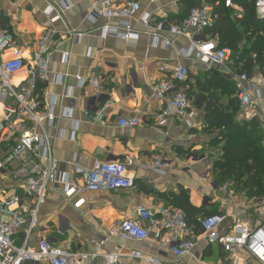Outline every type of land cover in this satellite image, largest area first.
<instances>
[{"label": "crops", "instance_id": "crops-1", "mask_svg": "<svg viewBox=\"0 0 264 264\" xmlns=\"http://www.w3.org/2000/svg\"><path fill=\"white\" fill-rule=\"evenodd\" d=\"M68 1L72 7L62 21L54 25V29L61 33L72 29L81 33L82 37L79 40L57 38L60 44L50 60L46 81L39 87L38 95L45 108L49 100H55L53 112L59 117L54 123L45 124L46 133L53 137L54 157L61 172H68L67 162L73 154H76L78 164L86 168L95 161L123 162L132 159L128 176L133 181V187L117 193L85 195L79 208L74 207L78 198L68 200L60 186L51 188L38 214V229L31 234L27 245L35 246L42 238L58 246L67 240L74 250L90 252L94 241L106 237L120 221L131 218L137 207L156 209L172 205L173 198L179 194L185 195L193 207L202 209L203 213L196 216L198 220L215 210L225 215L226 221L218 229L220 233L226 232L235 219L249 228L264 224V194L255 195L259 186L264 190V174L254 177V183L259 186L245 189V179L242 178L237 185L232 180L227 181L231 183L229 190L226 193L220 191V187L227 182H219L214 164L221 159L224 140L218 136V130L203 129L204 106L197 105L194 95L198 92L197 84L216 73L233 83L237 98L236 87L241 74L232 68L231 60L223 65L210 66L199 61H186L179 56V51L188 47L184 38H176L169 49H165L162 43L154 47L147 35H141L136 44L111 37L101 39L97 28L105 24L115 26L116 21L100 19L92 23L88 19V0ZM137 1L153 21L176 23L187 15L191 2L198 1L209 8L212 15L222 0H158L154 4H149L147 0ZM46 7L45 0H0V27L8 29L19 40L26 59L30 57L36 38L49 25L43 14ZM223 9L227 10L226 15L231 22L244 16L243 7L238 4ZM236 29L243 33L238 23ZM202 36L204 40H213L218 45L217 37L210 36L207 30ZM65 54H68L67 58ZM175 64L187 67L189 79L181 89L188 92L192 99L199 124L197 127H188L184 120L173 119L165 125H158L152 119L160 102L153 97L149 87L165 78L166 74L161 73L159 67L170 68ZM20 76L23 81L25 71ZM60 76L62 80L59 81ZM258 79V74H255L251 81ZM67 88H70V96L75 103L71 119L60 118L62 110L68 106V99L64 97ZM228 99L218 93V106L227 105ZM107 100L114 102L113 107L99 120L95 119L97 111ZM258 107L262 112L264 99ZM135 109L145 111L140 124L130 129L119 127L118 121L130 117ZM235 120L246 122L253 119L241 117L239 113ZM255 120L259 123V132L263 137L261 145L264 147V124L258 118ZM72 129L76 130L75 141L68 140ZM158 154L170 161L169 170L161 175L144 169ZM248 191L254 195L248 197ZM22 194V190L7 175H0V199ZM59 228L67 233L59 236ZM23 230L14 237L17 246L21 244ZM189 232L195 234L194 247L179 260L170 252L161 250L152 235L140 242H124L112 237L106 241L103 251L119 253L118 264H143L128 257L131 250L157 255L168 264H219L223 260L222 249L209 245L196 225L189 226ZM94 264L103 262L98 259Z\"/></svg>", "mask_w": 264, "mask_h": 264}, {"label": "built area", "instance_id": "built-area-1", "mask_svg": "<svg viewBox=\"0 0 264 264\" xmlns=\"http://www.w3.org/2000/svg\"><path fill=\"white\" fill-rule=\"evenodd\" d=\"M47 7L43 14L48 22L36 38L29 59L24 58L22 46L8 29L0 27V175H7L11 182L23 192L21 196L9 195L0 199V264H94L98 259L103 264H118L121 255L117 252H104L106 241L112 237L120 240L144 241L150 235L157 241L161 250L170 252L179 260L187 256L194 247L195 235L189 232L184 212L171 205L156 209L139 206L131 218L124 219L110 229L107 236L93 242V250L76 251L65 240L60 246L48 239H40L35 246H28L31 234L38 229V214L45 204L47 192L60 186L66 199L78 198L74 204L79 208L85 195L98 193H117L133 187L128 176V167L132 159L123 162L95 161L91 167H83L73 154L67 162L68 172L59 170V162L52 149L53 137L46 133L45 124H52L59 116L54 114L55 100L42 105L39 99V87L46 81L49 63L59 46L57 38L68 37L79 40L81 33L68 29L61 33L54 25L61 22L64 14L72 7L68 0H45ZM88 19L96 23L100 19L116 21L115 26L108 24L97 28L99 38L120 39L128 44H136L141 35L152 39L157 47L162 43L165 49L172 48L176 38L188 42L187 49L179 51L186 61H199L204 65H223L231 60L228 48H218L213 40H204L203 33L210 29L214 17L205 6L191 7L184 19L176 23L153 21L151 15L143 12L137 0H88ZM154 4L158 0H147ZM225 7H231L232 0H222ZM256 15L264 16V0H253ZM138 26V27H137ZM8 54V59L5 55ZM67 58L68 54L64 55ZM25 71L26 77L18 88L10 84L16 74ZM165 78L154 82L149 89L153 97L160 102L152 119L158 125L169 120H184L188 127L199 126L192 99L177 83L182 84L187 77V67L182 64L170 68L159 67ZM62 77H59V81ZM77 80L80 81L79 77ZM82 83V82H81ZM237 100L240 116L259 119L264 124V109L260 112L258 103L264 99V80L251 81L245 74L238 77ZM64 97L68 99L60 118L71 119L75 103L70 96V88ZM114 102L107 100L96 114L97 120L106 113ZM145 111L135 109L130 117L118 121L123 129L136 128ZM76 130L68 135L69 141H75ZM170 161L163 155H155L144 169L157 174H165ZM231 183L220 187L226 193ZM226 221L223 214H213L198 220L201 234L209 245L219 246L224 258L219 264H264V224L248 227L238 219L224 233L218 231ZM23 230L19 246L14 237ZM67 231L59 228L58 235ZM130 259L143 264H168L157 255H147L138 250L128 253Z\"/></svg>", "mask_w": 264, "mask_h": 264}, {"label": "trees", "instance_id": "trees-1", "mask_svg": "<svg viewBox=\"0 0 264 264\" xmlns=\"http://www.w3.org/2000/svg\"><path fill=\"white\" fill-rule=\"evenodd\" d=\"M234 4L243 7V18L234 19V22L229 21L226 15L227 10L223 9L225 7L221 1L216 11L212 12L214 23L207 33L217 37L218 48L230 49L232 68L236 72L245 74L249 79L258 74L259 78L264 80V19L257 17L253 0H232L231 6ZM199 6L202 5L198 1H193L188 4L187 12L191 7ZM185 17L186 15L182 19ZM236 23L241 27L242 34L236 29ZM188 79L187 74L182 84L177 83V88L186 84ZM197 88L198 92L193 94L196 96L197 105L204 106L203 129L218 130V136L224 140L221 159L214 164L218 170L219 182L232 180L234 185H237L236 183L244 178L245 189L253 185L259 186L254 183V177L260 173L264 174V147L261 145L263 137L259 132L258 121L253 119L237 122L235 120V117L239 115L236 114L239 109L238 100L234 96L236 89L233 83L224 77L215 73L209 79L199 82ZM185 93L190 97L188 92ZM218 93L229 98L227 105L218 106V100H216ZM258 188L255 195L264 194V190L260 186ZM246 195L251 197L254 194L248 191ZM171 206L184 212L188 228L191 225L199 228L196 216L203 213L202 209L193 207L185 195L175 196ZM213 214L219 213L215 210L209 215Z\"/></svg>", "mask_w": 264, "mask_h": 264}, {"label": "rangeland", "instance_id": "rangeland-1", "mask_svg": "<svg viewBox=\"0 0 264 264\" xmlns=\"http://www.w3.org/2000/svg\"><path fill=\"white\" fill-rule=\"evenodd\" d=\"M5 59H8V57H6ZM233 62H231V65H232ZM238 74V72H236ZM23 74V71L16 74L15 76H13L10 80V84L12 87L14 88H18L19 85H20V82H21V79H20V75ZM239 74H242V73H239ZM234 96L236 97V93H234ZM240 113V109H238V112L236 114H239ZM264 223V222H263Z\"/></svg>", "mask_w": 264, "mask_h": 264}, {"label": "water", "instance_id": "water-1", "mask_svg": "<svg viewBox=\"0 0 264 264\" xmlns=\"http://www.w3.org/2000/svg\"><path fill=\"white\" fill-rule=\"evenodd\" d=\"M261 19H264V16Z\"/></svg>", "mask_w": 264, "mask_h": 264}]
</instances>
